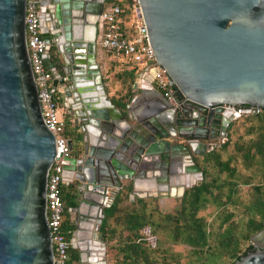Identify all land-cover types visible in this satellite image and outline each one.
<instances>
[{
	"label": "water",
	"instance_id": "obj_1",
	"mask_svg": "<svg viewBox=\"0 0 264 264\" xmlns=\"http://www.w3.org/2000/svg\"><path fill=\"white\" fill-rule=\"evenodd\" d=\"M132 1L175 105L151 87L155 70L149 66L134 75L130 89L141 80L140 91L155 93L159 103L133 112L107 98L95 45L105 0H39L50 92L79 121L77 180L94 194L86 199L89 211L74 209L81 222L70 248L80 254L104 251L97 234L102 209L127 183L129 201L139 198L141 185L182 193L193 185L188 178L201 180L194 157L224 142L232 121L264 109V0ZM24 7L25 0H0V264H52L45 188L54 138L40 116ZM184 105L199 116L190 118ZM231 264H264V227Z\"/></svg>",
	"mask_w": 264,
	"mask_h": 264
},
{
	"label": "trees",
	"instance_id": "obj_2",
	"mask_svg": "<svg viewBox=\"0 0 264 264\" xmlns=\"http://www.w3.org/2000/svg\"><path fill=\"white\" fill-rule=\"evenodd\" d=\"M110 2L107 0L106 4ZM132 3V0H122L117 4L129 8ZM136 70L132 67L120 72L124 82L128 80L127 92H130ZM117 106L124 108L123 103ZM225 138L198 158L201 180L184 190L178 208L173 214L162 216L161 223L145 214L143 206H139L141 200L128 203L135 208L121 211L117 198L102 211L98 232L103 240L117 237V264H170L173 255L164 250L155 237L158 230L169 224V241L188 247L199 264H216V259L221 257L232 259V263L245 250L246 247L241 248L242 242L264 227V109L232 121ZM243 187L247 189L241 194ZM208 204L216 208L209 221L198 216ZM116 225L120 227L118 231ZM143 227H148L155 237L154 248L144 241L140 233ZM68 229L72 230L73 226Z\"/></svg>",
	"mask_w": 264,
	"mask_h": 264
},
{
	"label": "built area",
	"instance_id": "obj_3",
	"mask_svg": "<svg viewBox=\"0 0 264 264\" xmlns=\"http://www.w3.org/2000/svg\"><path fill=\"white\" fill-rule=\"evenodd\" d=\"M132 2L129 8L126 5H123L124 7L119 6V4L114 2L104 5L96 22V49L103 56H135L139 67H135L137 68L136 73L141 71L144 66L153 67L155 74L151 87L159 92L167 102L175 105L171 96L172 90L169 87L166 76L154 63V58L149 50L143 22L138 17L137 5L134 1ZM125 7L134 14L133 26L135 34L130 37H126L123 32ZM38 8L39 0H25V45L32 78L36 87L41 120L54 138L55 154L47 173L45 188V212L53 254L52 264H68L67 251L72 241H70L71 237L69 240L66 239L62 232L63 203L59 193L60 174L67 154L66 143L68 140L63 134L64 120L62 117L60 119L57 117V111H59L58 102L60 104V100L55 94L50 92L52 75L43 65L45 44L40 37ZM129 68L131 69L132 67ZM141 82V80L136 81L135 87L140 89L142 86ZM227 108L231 109L230 107ZM61 109L69 110L63 107ZM236 113L240 114V110H237ZM140 233L148 246L154 248L156 239L151 235L149 228L143 227Z\"/></svg>",
	"mask_w": 264,
	"mask_h": 264
},
{
	"label": "rangeland",
	"instance_id": "obj_4",
	"mask_svg": "<svg viewBox=\"0 0 264 264\" xmlns=\"http://www.w3.org/2000/svg\"><path fill=\"white\" fill-rule=\"evenodd\" d=\"M121 0H111V2L114 3H120ZM110 2V3H111ZM134 14L133 12H131L127 7H125L124 9V15H123V26L128 28L130 30V35H134L135 34V30H134ZM114 57V55H113ZM104 59L102 60V63H99L101 66V72L103 74V81H107L108 80V76H110L112 78V86L110 87V89H113V93H114V99H117V96L120 94V92H127L126 88H127V84H128V80L123 78V75H121V69H126L125 66L128 67H138V60H136L135 56H130V57H121V56H116V61H111L109 58V56H104ZM105 68V69H104ZM108 91V89H107ZM127 94H131L130 92H127ZM119 100V99H118ZM245 116V115H243ZM57 117L60 119V112L57 111ZM66 130L68 135L71 137L72 139V153L73 155H77L79 153V150H81V135L80 134H75L73 130L70 129L69 125H66ZM197 182V181H196ZM127 186L129 185V183L126 184ZM247 187H243L241 188L240 193L244 194L246 191ZM129 192H127L126 190H122L119 192V194H117L115 196L114 199H120V202L118 204V208L121 209V211L123 209H130V208H135L134 206H128V203H135L136 201V197L133 199V201H129ZM113 199V200H114ZM179 198L175 197L173 199H166V200H158L155 198H151V199H144L141 198V205L139 204V206H143L144 210H145V214L149 215L150 218L154 221V222H159L161 223V218L162 216L166 215V214H173L174 211L178 208L179 206ZM66 200L70 201L69 198H66ZM109 200L111 201V195L109 194ZM109 201V202H110ZM72 202H74L72 200ZM119 211L118 215L121 216L122 212ZM216 213V208L214 205L212 204H208L205 206L204 209H202L199 213L198 216H202L203 218H205L207 221L211 220L212 216H214ZM111 224L113 223V220L110 221ZM113 225V224H112ZM170 226V224H169ZM168 225H166L164 227V229H160L158 230V233H156L155 237L159 238V240L161 241L160 246L166 250L167 252H169L171 255H173L170 260L169 263L170 264H199V261L197 259H194L192 253L190 252L189 248L181 245V244H174L172 242L169 241V234L171 231V228ZM68 227H64L63 230L65 231ZM116 230H119V225H116ZM239 231V228H237L236 232ZM258 233H256L255 235H257ZM98 235L100 236L99 232ZM253 235V236H255ZM251 236V237H253ZM250 237V238H251ZM108 237L106 239H102L100 236V240L101 242L104 243L105 245V249H106V264H117V259L119 258V256L116 254V247L118 246L117 243V237H113L111 239V241L107 240ZM247 241L242 242L241 244V248L246 247L247 245ZM218 253V252H217ZM224 255V254H223ZM202 259V258H201ZM232 259L227 258V257H221L218 259H216V264H231ZM220 262V263H219Z\"/></svg>",
	"mask_w": 264,
	"mask_h": 264
},
{
	"label": "flooded vegetation",
	"instance_id": "obj_5",
	"mask_svg": "<svg viewBox=\"0 0 264 264\" xmlns=\"http://www.w3.org/2000/svg\"><path fill=\"white\" fill-rule=\"evenodd\" d=\"M106 2H107V0H105V5H106ZM58 108H59L61 117L64 120L63 134H64L66 140L70 141V146L67 147V154L65 156V159H72L73 160L72 163H67V164L62 165V172L60 174V182H59V193H60V197H61V200L63 203L62 232H63L65 238L69 240L72 232L75 230L76 226L79 225V223L81 222L79 215L77 214L76 210H74V209H76L79 206V209H82L83 211H89L87 204H86V199L92 198L94 196V194L92 193V191L90 189H87L88 191H86V189H83V187H81L80 182L77 180L78 174L76 172V168H78V166H79L78 162H79V158L81 155V150H79V153L77 155L71 154L72 153V139L68 135L67 130H66V125H69L70 129L73 130L75 134L76 133L78 134V131L80 129L79 121L75 118V115L73 112H71L70 110L61 109L59 102H58ZM223 108L225 109V107H223ZM183 110L187 111V113H188L187 115L190 118L196 117L197 115L199 116L198 111L196 109H194V107L184 105ZM182 119L186 120L185 117H183ZM216 143H219V140H211V144L215 145ZM80 144H81V142H80ZM65 167H68L69 169H66ZM71 168H73V169H71ZM196 181L197 180L193 179L192 184L196 185L200 180H198L197 182ZM180 185H181V183H180ZM185 189H187V188H184V190ZM122 190H124V191L126 190L127 192H129L130 191L129 185L128 186L126 185L125 188H121L119 190V192ZM184 190H183V192H184ZM112 191H113L112 189L105 191V196H106V198H108V199H106V203H109V194ZM119 192H118V194H119ZM183 192L181 193L180 188H177V187L175 189H171V190H167V191L165 189H163V187H161L159 190H156V191H154V189L141 190V191L139 190V191H137L139 198H137L136 200H141V198H144V199L155 198L158 200H166V199H173V198L177 197V198H179L178 200L180 201V198H181ZM180 193H181V195H179ZM165 194H168V196L166 197ZM159 195H160V197H159ZM66 198H69L70 201L66 200ZM72 200L74 202H72ZM104 209L105 208H103L102 211ZM63 225H65L68 228L70 226H73V229L69 230L67 228L64 231ZM97 234H98V231H97ZM100 244L104 245V243L101 242V240H99V246H100ZM97 249H98V247H97ZM91 252L85 251L84 253L80 254V252L77 251L76 249H71L69 247L68 251H67V257L70 256L68 258V264H81V262H83L85 264H106V261H105V258H106L105 245H104V251L101 249H98L96 252H92V256H90ZM89 259H93L91 263H88Z\"/></svg>",
	"mask_w": 264,
	"mask_h": 264
},
{
	"label": "crops",
	"instance_id": "obj_6",
	"mask_svg": "<svg viewBox=\"0 0 264 264\" xmlns=\"http://www.w3.org/2000/svg\"><path fill=\"white\" fill-rule=\"evenodd\" d=\"M123 32H124V35L126 37H130V30L126 27H123ZM104 56H107V55H104ZM104 56L98 52V62L99 63H102V60L104 58ZM111 61H116V56H110L109 58ZM101 68V66H100ZM105 69V68H104ZM130 68L129 67H126V70H129ZM122 70V69H121ZM103 76V74H102ZM102 79H105L102 77ZM104 82V86L106 88V94H107V98L110 99V101L114 104V107L116 109H118L119 107L117 106V103H123L125 104V106H130L131 107V110L134 112V111H138L140 109H143L145 108L147 105L149 104H155V103H159L160 99L159 97L153 93V92H149V91H143L141 92L140 89L138 87H135V89H130L131 91V94L128 95L127 92L123 91V92H120V94L117 96V99H114V93H113V89H110V87L112 86V78L110 76H108V80ZM108 89V91H107ZM129 98H133L132 102L130 104H126L127 100ZM119 99V100H118ZM194 163H198V158H194ZM197 165V164H196Z\"/></svg>",
	"mask_w": 264,
	"mask_h": 264
},
{
	"label": "bare ground",
	"instance_id": "obj_7",
	"mask_svg": "<svg viewBox=\"0 0 264 264\" xmlns=\"http://www.w3.org/2000/svg\"><path fill=\"white\" fill-rule=\"evenodd\" d=\"M183 181V182H182ZM193 181V178L191 179V178H188L187 179V183L188 184H190L191 182ZM184 182H185V179L184 178H182V179H180L179 180V185H180V183L181 184H184ZM137 189H138V191L140 190H150V187L149 186H147V185H141V186H137Z\"/></svg>",
	"mask_w": 264,
	"mask_h": 264
}]
</instances>
